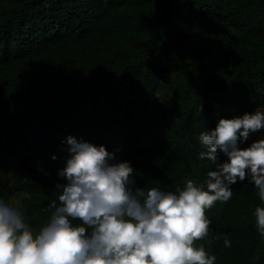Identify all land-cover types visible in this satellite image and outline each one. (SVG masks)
<instances>
[{
  "label": "trees",
  "instance_id": "1",
  "mask_svg": "<svg viewBox=\"0 0 264 264\" xmlns=\"http://www.w3.org/2000/svg\"><path fill=\"white\" fill-rule=\"evenodd\" d=\"M261 108L264 0H0V199L34 233L59 204L68 136L130 161L135 186L207 190L226 158L202 159L200 133ZM230 187L195 246L215 264H264V201L250 178Z\"/></svg>",
  "mask_w": 264,
  "mask_h": 264
},
{
  "label": "clouds",
  "instance_id": "2",
  "mask_svg": "<svg viewBox=\"0 0 264 264\" xmlns=\"http://www.w3.org/2000/svg\"><path fill=\"white\" fill-rule=\"evenodd\" d=\"M261 129L264 111L257 110L222 117L200 133L202 159L226 158L207 172V190L192 179L175 191L135 186L130 161L68 136L61 149L66 162L57 171L66 183L55 184L59 204L49 205L46 225L34 233L23 213L0 199V264H215L216 256L194 242L208 234L206 210L227 202L231 185L250 178L264 201V139L239 146ZM255 215L264 236V207Z\"/></svg>",
  "mask_w": 264,
  "mask_h": 264
},
{
  "label": "rangeland",
  "instance_id": "3",
  "mask_svg": "<svg viewBox=\"0 0 264 264\" xmlns=\"http://www.w3.org/2000/svg\"><path fill=\"white\" fill-rule=\"evenodd\" d=\"M260 110H261V111H264V108H261ZM12 200H13L15 203H16V202H18V198H17V197H15V196H14V197H12Z\"/></svg>",
  "mask_w": 264,
  "mask_h": 264
}]
</instances>
